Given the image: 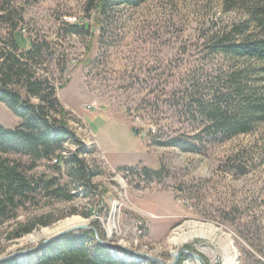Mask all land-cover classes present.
Wrapping results in <instances>:
<instances>
[{"label":"rangeland","instance_id":"1","mask_svg":"<svg viewBox=\"0 0 264 264\" xmlns=\"http://www.w3.org/2000/svg\"><path fill=\"white\" fill-rule=\"evenodd\" d=\"M95 2L11 0L24 22L15 32L20 46L27 48V41L21 42L28 35L45 39L55 53L47 63L48 76L62 84L57 97L70 112L66 124L85 149L79 157L96 174L88 185L74 187L63 169L58 173L45 162L29 170L55 176L74 196L65 200L34 192L13 217L0 221V257L27 250L10 259L29 264L43 239L20 240L75 215L96 229L97 236L87 230L92 243L111 245L102 244L115 259L264 264V123L249 133L210 141L198 115L200 106L214 102L213 91L223 89L226 72L258 65L212 51L214 33L238 24L245 10L227 0H145L101 13ZM69 24L82 31H67ZM17 122L0 102V123L11 128ZM176 137H195L199 151L165 144ZM75 148L66 143L61 153H75ZM125 165L162 168L161 177L143 179L119 169ZM188 222L214 230L208 237L169 243L178 228H183L178 234L187 232ZM20 226L31 231L12 238ZM182 248L186 252L178 255Z\"/></svg>","mask_w":264,"mask_h":264},{"label":"trees","instance_id":"2","mask_svg":"<svg viewBox=\"0 0 264 264\" xmlns=\"http://www.w3.org/2000/svg\"><path fill=\"white\" fill-rule=\"evenodd\" d=\"M143 1L96 0L94 7L104 13L112 6H137ZM227 2L241 5L246 16L228 30L214 33L212 51L232 59L255 61L258 65L226 72L221 77L224 91L214 90V102L198 108V115L205 120L201 131H207L210 141L246 134L256 124L264 123V0ZM23 24L21 14L11 7V0H0V102L18 118L11 128L0 123V221L13 217L19 205L29 200L37 190L51 198L72 199L74 193L64 192L65 188L59 185L55 176L28 174L42 162L58 173L63 169L69 178L67 183H73L74 187L75 184L88 185L96 174L93 166L79 157L85 149L66 124L70 112L57 97V88L62 84H54L48 76L47 63L55 53L50 54L45 39L28 35L21 42L27 41V48L20 46L15 32L22 30L20 26ZM249 27L252 32L247 31ZM67 31L80 33L82 29L69 24ZM195 139L176 137L166 140L165 144L182 151L196 152L199 147ZM66 143H72L76 152L63 155L61 152L65 150ZM23 157L25 161H22ZM53 158H56L55 162H52ZM119 169H129L150 181L156 176L159 179L162 172V168L134 170L126 165ZM47 223L41 222L42 225ZM30 231L31 226H20L12 238ZM91 237L92 233L87 230L63 235L34 250V260L29 264H137L115 259L107 247L92 243ZM0 264L19 263L10 259Z\"/></svg>","mask_w":264,"mask_h":264},{"label":"bare ground","instance_id":"3","mask_svg":"<svg viewBox=\"0 0 264 264\" xmlns=\"http://www.w3.org/2000/svg\"><path fill=\"white\" fill-rule=\"evenodd\" d=\"M64 154V152H63ZM85 220L79 216H70L67 218H64L63 220L58 221L56 224L42 227L41 229L32 232L31 234L26 235L24 238L20 240L21 243H36L41 239L48 238L52 236L53 234L57 233L58 231H61L63 229L78 225L83 223ZM86 224V222H85ZM187 232L178 234L176 231H182L183 228H178L172 236V238L169 239V243L175 244L178 243L179 240L184 242L188 238L198 236V237H208L209 232L214 230L210 225L202 224L199 222H188L186 224ZM138 254H142L139 252ZM138 258V256H136ZM225 264H231V259L226 260Z\"/></svg>","mask_w":264,"mask_h":264},{"label":"water","instance_id":"4","mask_svg":"<svg viewBox=\"0 0 264 264\" xmlns=\"http://www.w3.org/2000/svg\"><path fill=\"white\" fill-rule=\"evenodd\" d=\"M82 230H92V231L94 232V235L97 236L96 229H95L93 226H90V225H88V224H78V225H75V226H72V227H69V228L63 229V230H61V231H58L57 233L53 234L52 236L43 239V240L41 241V243H40L37 247H35V248L33 249V251H34V250H37V249H39V248H41L42 246L46 245V244L49 243V242H52V241H54V240L60 238V237L63 236V235H66V234L71 233V232L82 231ZM99 243H100V244H103V245H105V246H108V247L111 246V245H110L109 243H107V242L99 241ZM26 251H27V250L19 251V252H15V253H13V254H11V255L5 256V257H0V262L5 261V260H8V259L13 258V257H16L18 254H20V253H24V252H26ZM183 252H186V249H183V248H182L181 250H179L178 255H180V254L183 253ZM129 253H130V252H129ZM133 253H134V252H133ZM135 255H136V256H137V255L140 256V255H142V254L135 253ZM178 255H177V256H178ZM130 258L133 259V257H130ZM121 259H122V258H121ZM173 264H175V263L173 262Z\"/></svg>","mask_w":264,"mask_h":264},{"label":"built area","instance_id":"5","mask_svg":"<svg viewBox=\"0 0 264 264\" xmlns=\"http://www.w3.org/2000/svg\"><path fill=\"white\" fill-rule=\"evenodd\" d=\"M53 161H55V160H53Z\"/></svg>","mask_w":264,"mask_h":264},{"label":"crops","instance_id":"6","mask_svg":"<svg viewBox=\"0 0 264 264\" xmlns=\"http://www.w3.org/2000/svg\"><path fill=\"white\" fill-rule=\"evenodd\" d=\"M123 164V163H122Z\"/></svg>","mask_w":264,"mask_h":264}]
</instances>
